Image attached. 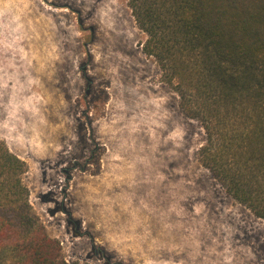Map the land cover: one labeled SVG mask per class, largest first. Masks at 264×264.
Instances as JSON below:
<instances>
[{"label": "rangeland", "instance_id": "obj_1", "mask_svg": "<svg viewBox=\"0 0 264 264\" xmlns=\"http://www.w3.org/2000/svg\"><path fill=\"white\" fill-rule=\"evenodd\" d=\"M144 40L128 0H0V140L33 210L68 264H264Z\"/></svg>", "mask_w": 264, "mask_h": 264}, {"label": "trees", "instance_id": "obj_2", "mask_svg": "<svg viewBox=\"0 0 264 264\" xmlns=\"http://www.w3.org/2000/svg\"><path fill=\"white\" fill-rule=\"evenodd\" d=\"M143 52L201 121L199 162L264 219V0H128ZM0 140V264H68Z\"/></svg>", "mask_w": 264, "mask_h": 264}]
</instances>
